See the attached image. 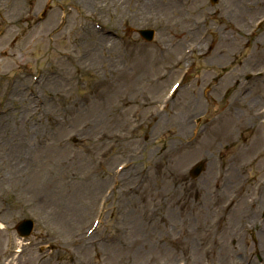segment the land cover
<instances>
[{
	"label": "rangeland",
	"instance_id": "374dc122",
	"mask_svg": "<svg viewBox=\"0 0 264 264\" xmlns=\"http://www.w3.org/2000/svg\"><path fill=\"white\" fill-rule=\"evenodd\" d=\"M196 1L220 22H203L179 1V17L189 14L198 26L175 47L168 45L163 23L169 14L159 3L0 0V224L6 230L0 263L203 264L189 260L209 221L196 228L193 192L206 188L216 172L235 170L252 186L264 178V7L239 15L226 0L215 6ZM258 18L260 26L254 24ZM141 29L154 31L151 43L135 33ZM101 32L114 37L103 56L94 36ZM253 52L258 61L246 67ZM56 70L63 75L50 89L47 78ZM174 81L179 86L170 98ZM60 92L50 100L49 94ZM247 92L255 103L241 104L238 95ZM88 98L90 107L113 101L116 121L107 129L113 139L99 135L93 112L71 129L73 103ZM47 106L51 115L45 117ZM252 115L260 117L257 126L262 123L257 131L245 125ZM59 136L65 138L58 142ZM176 145L179 152L163 158ZM198 162L205 171L193 180L188 172ZM188 214L185 229L192 235L181 243L171 225L181 226ZM25 219L34 230L18 246L14 227ZM254 219L260 231L245 229L239 245L250 251V264H261L264 211ZM240 259L233 255L227 262Z\"/></svg>",
	"mask_w": 264,
	"mask_h": 264
},
{
	"label": "bare ground",
	"instance_id": "6f19581e",
	"mask_svg": "<svg viewBox=\"0 0 264 264\" xmlns=\"http://www.w3.org/2000/svg\"><path fill=\"white\" fill-rule=\"evenodd\" d=\"M179 1L181 0H137L138 5H141L143 7L145 6L150 8H156L161 4H162L161 6H164V10L167 13V15L169 14V17L165 18L163 27L166 30L167 34L169 35L170 41L168 45L175 47L180 42H182V39L188 40V37L190 35L189 32L192 29H194L195 26H198V22L196 21L197 18L192 19L188 17L189 14L186 16V18L179 17L182 6V5H178ZM182 1L185 4L183 5V7L188 9L191 13L192 12L199 13L198 18L201 19L203 22H207L211 20L220 22V15H215L214 19H210V17H208L207 11L202 8L200 2L196 0H182ZM235 2L236 0H226L225 3L228 5L229 9L231 7L232 12H236L239 15L244 14L243 9H247V12H252L257 10H259L260 12L262 10V4L264 7V0H242L236 4ZM132 9L133 8L128 7V12L132 13L133 11ZM183 25H186V28H184ZM55 30H58V27L55 28ZM242 34L243 32L240 33V35ZM94 36H97L96 38L97 41L101 42L99 43V47H97L101 52L100 55L101 56L106 55L107 54L106 51L109 49V47L114 46L111 40L114 37L109 36L106 33H102V32L99 34H95ZM219 36L224 39L228 38L227 37L228 35L226 33H220ZM232 38L231 40H233L234 43L239 41L236 35H234V37ZM218 41L221 44L224 43L222 39ZM253 46L255 49H258L259 47L256 41L253 43ZM79 54L81 55V53ZM170 55L172 56L173 52ZM255 55L256 53L254 52L249 54L248 58L246 59V67L247 66L253 67V64L258 61V58H254ZM64 58L69 61H72L73 55L72 53H67L64 56ZM76 60L77 61L80 60L78 56H76ZM180 60L182 59L181 58L176 59L177 63H179ZM103 66H104L103 64L100 66V70H103ZM57 70L53 71L51 77L47 78L49 79L50 89L58 85V82L56 80L60 79L61 76L63 75L62 73L59 76V72ZM45 77L46 76H44V78ZM60 94L61 92L59 94H53V93L49 94L51 97L50 100L54 101L57 98V96H59ZM97 96H100V92L97 93ZM238 98L241 100V104H243L245 101L248 100L249 101L247 103H251V102L255 103L257 100V99H253L250 96V94H248V92L241 96L238 95ZM90 100H91L90 98H88L87 100L82 99L81 102L77 103L76 106L75 103H73V106L75 107L74 108L75 118L73 121H69L71 129L77 123L80 124L84 123V121L87 119L86 115H89L90 112H93L94 113L93 118L97 120L96 123L102 126L99 135L110 137L113 139L114 133L112 131L110 132L107 131V129L111 128L116 121L115 106L113 105V101L111 103L110 101H107L106 104L100 103L97 106L90 107ZM49 108H50L49 106L45 108V110L42 113L43 114L42 116L47 117V114L51 115V112L48 111ZM90 110H94V111H90ZM38 112H41V109ZM148 115L152 116V114H148ZM258 120L259 117L257 115L249 116L247 121L245 122V125L247 126L246 128L254 127L253 129L257 131L256 129L257 127L259 130L260 124L259 126H257L256 124ZM59 122L61 123L62 126V122L61 121ZM98 125L96 124V126ZM98 131H99V126L93 138H97ZM64 138L65 136H59L57 140L58 142H61ZM177 152H179L178 145L173 147L170 146L169 149L162 152L161 155H163V158L170 159V157ZM262 153L264 154V149L262 150ZM133 159H134L133 161H136L135 157ZM60 163L61 161L58 162V164ZM133 168L134 166H131L130 169L131 171L122 174L123 181H126L129 178V176L132 174ZM229 171H231V169ZM242 171H243V167H241L240 172ZM246 184L247 182L244 181L243 178L242 179L241 177L239 178V174L235 170L230 175H228L227 173L224 174V172H216L207 179L206 188H203V190L201 188V191L200 189H197L195 192H193L192 197H193V201L195 202H193L194 204L191 206L192 209L191 212L195 210L196 218L200 220V223L197 225L196 228L200 229L201 223H203L206 219H208L209 221L207 223L205 222L204 231H202V237H201V241H199L198 247H195V250L194 249L190 250L189 253L190 257H194L197 251L201 254V258L204 259L207 262V264H216L217 261L223 255L222 258L218 261V264H226L227 261H229L230 257H232L233 255L238 256V254H240L241 259L240 261H237L235 264H250L249 263L250 251L248 250L245 251V249L239 245V239L241 238L239 236L240 233L245 228L250 227V229L256 228L259 230L261 228V225L257 223V221H255L254 216L256 212H258L262 208L264 209V179L262 178L261 180H259L256 183V185L253 187L252 185H246ZM217 185L222 187L221 192L215 191L217 189ZM201 192H203V195L201 196V198L203 199H199ZM166 193H170V192H166ZM187 198L192 200L190 196H187ZM188 218H189V214L186 216L185 222L181 226H178L176 223L171 225L172 230H178L177 235H175V238L179 240V242L181 243L185 242L187 236L192 235L191 230L189 231L186 230L188 229L186 227V225L188 224ZM0 229L3 230L4 227L1 225ZM235 241L237 243H235Z\"/></svg>",
	"mask_w": 264,
	"mask_h": 264
},
{
	"label": "water",
	"instance_id": "95a60500",
	"mask_svg": "<svg viewBox=\"0 0 264 264\" xmlns=\"http://www.w3.org/2000/svg\"><path fill=\"white\" fill-rule=\"evenodd\" d=\"M140 35L143 36L146 40L150 41L152 33L151 32H140ZM199 170H200V168H199ZM197 171L195 170V172H197ZM22 227L24 230L23 231L24 235H27L29 233L30 228H31L30 223H25L22 225Z\"/></svg>",
	"mask_w": 264,
	"mask_h": 264
}]
</instances>
